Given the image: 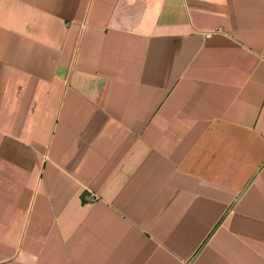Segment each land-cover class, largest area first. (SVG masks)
I'll use <instances>...</instances> for the list:
<instances>
[{
	"label": "crops",
	"instance_id": "1",
	"mask_svg": "<svg viewBox=\"0 0 264 264\" xmlns=\"http://www.w3.org/2000/svg\"><path fill=\"white\" fill-rule=\"evenodd\" d=\"M0 264H264V0H0Z\"/></svg>",
	"mask_w": 264,
	"mask_h": 264
},
{
	"label": "built area",
	"instance_id": "2",
	"mask_svg": "<svg viewBox=\"0 0 264 264\" xmlns=\"http://www.w3.org/2000/svg\"><path fill=\"white\" fill-rule=\"evenodd\" d=\"M217 31H219V30L217 29V30L206 31V32H204V36L209 37L212 33L217 32Z\"/></svg>",
	"mask_w": 264,
	"mask_h": 264
}]
</instances>
